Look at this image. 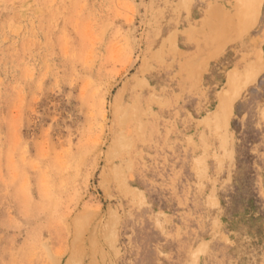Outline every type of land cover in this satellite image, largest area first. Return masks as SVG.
I'll list each match as a JSON object with an SVG mask.
<instances>
[{"label": "rangeland", "instance_id": "374dc122", "mask_svg": "<svg viewBox=\"0 0 264 264\" xmlns=\"http://www.w3.org/2000/svg\"><path fill=\"white\" fill-rule=\"evenodd\" d=\"M0 264H264V0H0Z\"/></svg>", "mask_w": 264, "mask_h": 264}]
</instances>
